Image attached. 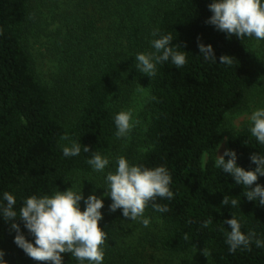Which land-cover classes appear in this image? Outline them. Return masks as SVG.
<instances>
[{"label": "trees", "instance_id": "obj_1", "mask_svg": "<svg viewBox=\"0 0 264 264\" xmlns=\"http://www.w3.org/2000/svg\"><path fill=\"white\" fill-rule=\"evenodd\" d=\"M103 1L107 9L113 0ZM119 2L131 4V0ZM212 2L168 0L149 30L159 29V35L151 34L148 41L141 23L122 22L118 30L127 51L116 41L79 46V52L72 54L74 66L65 80L49 87L42 82L28 45L34 0H0V205L6 206L3 194L7 191L15 196L14 210L19 213L29 196H52L59 190L74 189L79 178L97 172L87 160L92 151L110 158L116 146L114 117L124 110L117 94L125 73L134 71L127 63V53L136 56L148 46L150 52L154 51L151 41L171 33L173 44L182 46L177 50L187 52V63L179 69L170 61L156 66L157 73L151 78L147 148L126 155L130 165L149 169L164 166L172 178L169 187L173 198L155 201L167 205L169 211L157 212L151 202L145 209L162 225L150 242L171 255L206 248L210 264H264V247L257 248L253 243L251 251L237 249L230 253L225 242L230 228L224 221L232 215L241 222L243 233L253 230L256 239L264 241V206L249 201L244 196L247 189L215 166L226 117L242 107L255 68L250 55L253 37L228 38L206 23L212 15L208 7ZM198 43L212 45L217 63L204 60ZM221 55L236 60L231 66L220 64ZM251 126L228 134L227 149L236 152L237 164L245 170L256 168L250 160L253 153L264 154V145L250 133ZM65 133L88 146L89 153L82 148L80 155L64 157L61 145L69 143L61 140ZM117 167L110 172L115 173ZM257 183L264 186V177ZM225 195L229 196V205H222ZM232 199L240 205L231 207ZM208 219L212 224L202 227ZM15 222L26 239L34 242L23 221L17 218ZM11 223L0 216L4 260L7 264H40L15 244ZM120 226L117 214L100 222L107 234L102 246L107 264H138L134 252L117 241ZM63 264L81 262L64 254Z\"/></svg>", "mask_w": 264, "mask_h": 264}, {"label": "clouds", "instance_id": "obj_2", "mask_svg": "<svg viewBox=\"0 0 264 264\" xmlns=\"http://www.w3.org/2000/svg\"><path fill=\"white\" fill-rule=\"evenodd\" d=\"M212 12L207 24L227 34L228 38L235 35L240 40L244 37L264 40V3L262 0H213L208 5ZM153 37L159 35V29L154 30ZM171 33L159 36L151 41L154 51L141 52L135 56V68L138 72L155 77L157 65L171 62L176 68L186 65L185 51H178L182 46L173 44ZM200 55L204 60L217 63L214 49L211 44L198 43ZM234 57L221 55L219 63L231 66ZM144 87L141 86L142 90ZM250 133L259 144L264 145V108L257 109L250 116ZM117 138H127L139 123L134 119L132 110H122L114 117ZM62 141H69L67 145H61L64 157H75L80 155L83 148L84 153H89L90 148L80 142L72 140L67 133L61 136ZM225 157H230L225 160ZM256 165L254 170H245L237 164V154L234 150L227 149L223 155H217L215 166L222 169L223 173L229 174L235 183L242 185L247 191L244 196L249 201H257L264 206V186L257 183L259 177H264V154L253 153L250 157ZM94 171L103 172L109 165L110 159L102 156L97 151L91 152L87 160ZM118 165L115 173L108 172L106 175L107 189L104 196L111 198L112 203L109 210L115 212L122 209V214L127 220L138 221L147 227L150 220L145 218L146 207L151 202L152 208L157 212L169 211L167 205L156 203L157 198L172 199L174 193L170 190L172 182L171 175L166 167L159 166L149 169L143 165H130L123 157H117ZM90 182V181H89ZM83 183V182H82ZM255 185V187H251ZM250 189V190H249ZM5 205H0L3 219L11 221V229L16 232L14 242L27 256L40 264H63L64 254H71L83 264H102L107 234L101 229L99 222L103 218L101 209L104 200L95 194L84 197L83 191H74L72 187L66 191H57L52 196L32 195L26 198L19 213L14 210L16 198L9 192H4ZM83 200L85 208L81 211L80 202ZM222 205H229V196L225 195ZM240 202L231 200V207H237ZM17 218L24 223V227L34 237V242L26 239L20 230V225L15 221ZM230 228L225 233L226 244L229 252L235 253L237 249L251 251V245L255 243L257 248L264 247V241L256 239V233L249 230L247 234L241 231V222L232 215L231 219L225 220ZM212 220L204 221L202 227L207 228ZM187 240V235L184 236ZM5 253L0 250V264H7L4 260ZM203 255L208 256V250H203Z\"/></svg>", "mask_w": 264, "mask_h": 264}, {"label": "rangeland", "instance_id": "obj_3", "mask_svg": "<svg viewBox=\"0 0 264 264\" xmlns=\"http://www.w3.org/2000/svg\"><path fill=\"white\" fill-rule=\"evenodd\" d=\"M167 1L131 0L130 4L113 0L106 9L103 0H34L35 10L30 20L27 39L42 82L51 87L65 80L68 70L74 66L72 54L79 52V46L88 47L89 44L95 43L106 45L116 41L120 42L119 46H123L124 52L127 51L125 39L121 41L120 36L123 35H119L118 30L122 22L141 23L148 41L151 36V23ZM141 52H150L149 46ZM250 55L255 72L249 82L242 107L228 113L226 117L225 135L216 151V158L227 150L228 134L251 125L252 112L264 108V40L252 38ZM126 58L128 65L134 67V71L125 73L124 84L117 98L124 110H132L134 119L139 123L129 137L117 139L109 158L110 163L105 170L79 178L73 190L82 189L85 198L92 194L102 197V219L114 214L119 215L121 226L117 241L120 246L128 247L134 252L138 264H210L208 256L203 255V247H197L183 255H171L155 247L150 240L161 232L162 225L153 216L144 213L145 218L150 220L149 226L145 227L141 222L127 220L122 214V209L115 212L109 210L111 198L104 196L106 175L117 165V157L126 158L131 151L142 153L146 150L145 139L151 120V78L135 68V56L127 53ZM141 86L144 88L138 90ZM207 159L206 155L204 161ZM80 208L81 211L85 208L83 200L80 202ZM102 264H107L105 257Z\"/></svg>", "mask_w": 264, "mask_h": 264}]
</instances>
